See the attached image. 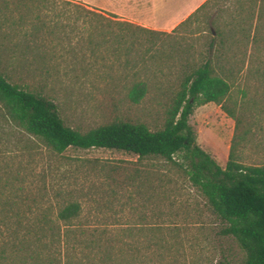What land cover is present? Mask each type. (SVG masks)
<instances>
[{"label":"rangeland","instance_id":"374dc122","mask_svg":"<svg viewBox=\"0 0 264 264\" xmlns=\"http://www.w3.org/2000/svg\"><path fill=\"white\" fill-rule=\"evenodd\" d=\"M62 1L26 0L17 7L19 2L0 0V74L8 82L52 102L63 124L73 130L129 122L153 131L165 119L183 76L213 53L219 59L217 74L232 71L224 105L236 123L212 103L194 107L187 120L194 143L220 168L229 152L243 166L264 164V67L259 64L264 51L251 50L248 68L240 71L237 57L243 52L240 25L253 0H210L170 36L148 43L147 35L136 33L141 44L128 53L112 50L116 46L108 33L117 29L105 27L108 40L99 51H88L81 42L88 25L78 19L75 7ZM20 12H25L24 22L18 21ZM213 29L222 33V43L216 37L210 51ZM135 83L145 85L137 103L127 97ZM180 155L173 156L178 164ZM67 202L80 206L73 223L82 230L76 259L102 261L107 254V264H240L242 252L223 234L224 223L183 166L105 149L70 147L54 154L0 119L4 233L20 236L40 227L39 219L53 220ZM100 231L109 236L100 239ZM109 237L114 239L107 242ZM1 241L0 248L7 250Z\"/></svg>","mask_w":264,"mask_h":264},{"label":"trees","instance_id":"16d2710c","mask_svg":"<svg viewBox=\"0 0 264 264\" xmlns=\"http://www.w3.org/2000/svg\"><path fill=\"white\" fill-rule=\"evenodd\" d=\"M13 1L19 2L16 6L20 7L26 0ZM209 1H205L169 33L119 21L111 14L104 17V13L70 0H63L62 4L75 7L79 11L78 19L88 25L87 35L81 39L88 51H99L105 40H108L103 35L105 27L108 31L117 29L116 33H108L113 40L112 45L118 48L112 50L118 52L123 49L124 53H128L135 43H140L135 39L136 33L147 35L148 43L157 36H170ZM252 3L247 7L246 19L240 25L243 28L240 32L243 52L236 55L241 58L238 70L248 68L249 58L255 50L260 48L264 51V0H253ZM20 13L18 21L24 22L25 12ZM40 26L39 22L34 23L36 32ZM221 34L215 29L209 30L210 51H213L215 38L220 39ZM219 42L222 43V40ZM207 54L205 60L183 76L171 99L165 119L160 128L153 131L143 124L129 122H111L85 132L73 130L63 124L52 102L8 82L1 74L0 119L18 132L39 141L54 154H61L70 147L81 150L105 149L133 155L137 160L157 157L174 166H183L188 180L203 196L213 214L224 223L223 234L232 237L242 252L240 264H264V164L243 166L235 162L229 152L224 167L220 168L195 145L194 133L187 122L194 107L212 103L236 123L233 113L224 105L229 99L230 85L227 78L232 76V71L217 74L214 67L219 64V59L213 53ZM259 64L264 67V61H259ZM229 65L233 67V64ZM238 70L235 72L240 71ZM144 92L145 85L135 83L129 89L127 97L131 102L137 103ZM178 154H181V164L173 159ZM79 212L78 203L67 202L58 208L53 220L39 219L40 227L26 229L20 236L13 232L6 235L0 223L1 242L9 247L7 250L0 248V264L109 263L107 254L102 261L99 257L87 260L85 256L75 258L73 253L75 247L81 245L79 236L82 230L73 223L79 217ZM98 235L100 239L109 236L105 231H100ZM112 239L114 238L109 237L107 242Z\"/></svg>","mask_w":264,"mask_h":264},{"label":"crops","instance_id":"0c3cea01","mask_svg":"<svg viewBox=\"0 0 264 264\" xmlns=\"http://www.w3.org/2000/svg\"><path fill=\"white\" fill-rule=\"evenodd\" d=\"M111 14L116 20L169 33L207 0H73Z\"/></svg>","mask_w":264,"mask_h":264}]
</instances>
